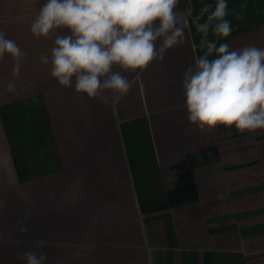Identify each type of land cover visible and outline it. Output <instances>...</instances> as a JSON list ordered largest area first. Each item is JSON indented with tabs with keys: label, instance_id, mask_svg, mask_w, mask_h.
<instances>
[{
	"label": "crops",
	"instance_id": "1",
	"mask_svg": "<svg viewBox=\"0 0 264 264\" xmlns=\"http://www.w3.org/2000/svg\"><path fill=\"white\" fill-rule=\"evenodd\" d=\"M43 3L0 0V31L26 53L18 77L0 60V264L28 251L44 264H264V129L187 120L183 74L203 53L192 21L215 0H180L186 43L122 73L133 86L108 104L50 75L67 33L33 37ZM226 3L231 35L208 40L264 48V0Z\"/></svg>",
	"mask_w": 264,
	"mask_h": 264
},
{
	"label": "clouds",
	"instance_id": "2",
	"mask_svg": "<svg viewBox=\"0 0 264 264\" xmlns=\"http://www.w3.org/2000/svg\"><path fill=\"white\" fill-rule=\"evenodd\" d=\"M179 2L45 0L30 23V32L39 39L66 30L67 34L55 37L50 75L77 94L104 104L110 99L117 103L134 83L122 73L143 72L153 61L163 60L169 49L186 43L185 29L192 13L190 8L177 11ZM228 15L226 0H215L214 6L204 5L192 21L201 34L203 53L185 70L182 89L187 120L201 133L218 126L234 127L240 133L264 129V48L248 45L234 50L227 42L208 40L210 31L222 40L231 35ZM6 54L14 61L13 76L18 77L26 53L0 31V60ZM8 91H15L14 82H9ZM18 228L27 231L19 222ZM17 259L44 264L47 255L28 251Z\"/></svg>",
	"mask_w": 264,
	"mask_h": 264
}]
</instances>
